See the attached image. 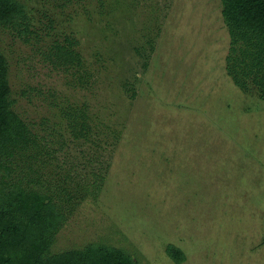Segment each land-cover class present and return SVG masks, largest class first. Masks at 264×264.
Listing matches in <instances>:
<instances>
[{
  "label": "rangeland",
  "instance_id": "rangeland-1",
  "mask_svg": "<svg viewBox=\"0 0 264 264\" xmlns=\"http://www.w3.org/2000/svg\"><path fill=\"white\" fill-rule=\"evenodd\" d=\"M19 1L0 52L39 145L3 163L64 211L51 253L102 242L177 264L172 243L178 264H264V95L230 75L242 44L220 0Z\"/></svg>",
  "mask_w": 264,
  "mask_h": 264
},
{
  "label": "trees",
  "instance_id": "trees-1",
  "mask_svg": "<svg viewBox=\"0 0 264 264\" xmlns=\"http://www.w3.org/2000/svg\"><path fill=\"white\" fill-rule=\"evenodd\" d=\"M220 2L232 51L236 50V43L242 44L241 56L234 59L238 68L235 73L234 69L230 70V75L236 86L243 90L247 86L243 79L251 77V84L257 87L262 97L264 0ZM26 19L25 7L19 0H0V26L17 23L23 26ZM58 50L57 58L62 64L73 66L80 63L78 54L66 45L58 46ZM232 60L227 57V61ZM7 75V61L0 52V171H4L0 173V264H135L133 257L124 249L102 242L51 253L55 235L66 218L64 211L48 191L10 179L6 172L7 164L3 163L39 145L28 124L12 108ZM80 125L81 133L89 129L82 121ZM65 195L69 201L68 193ZM165 253L177 264L185 260L184 252L172 243L166 245Z\"/></svg>",
  "mask_w": 264,
  "mask_h": 264
}]
</instances>
